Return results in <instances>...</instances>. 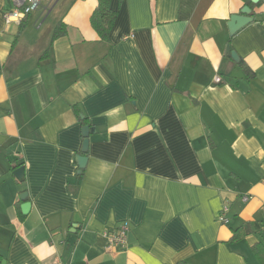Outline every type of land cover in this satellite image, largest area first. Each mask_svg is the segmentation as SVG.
<instances>
[{
  "label": "crops",
  "instance_id": "0c3cea01",
  "mask_svg": "<svg viewBox=\"0 0 264 264\" xmlns=\"http://www.w3.org/2000/svg\"><path fill=\"white\" fill-rule=\"evenodd\" d=\"M97 5L50 0L7 24L0 0V264H260L264 4L231 36L245 0H112L108 40ZM74 105L95 130L82 174ZM125 220L127 247L108 251Z\"/></svg>",
  "mask_w": 264,
  "mask_h": 264
},
{
  "label": "trees",
  "instance_id": "16d2710c",
  "mask_svg": "<svg viewBox=\"0 0 264 264\" xmlns=\"http://www.w3.org/2000/svg\"><path fill=\"white\" fill-rule=\"evenodd\" d=\"M122 1V0H119ZM245 2L254 9L255 7L262 6L264 4V0H259L254 3L251 0H245ZM118 15L117 9L112 7V0H98V5L91 16V24L93 28L97 31L99 36L103 40L109 39V34L113 28V25L116 21ZM26 21V20H25ZM22 24H24V22ZM66 26L63 23H59L54 31L53 40L57 39L66 34ZM242 67L245 68L246 71L250 72L249 67L244 63L243 60L239 61ZM74 109L78 114L79 119L81 120L82 125H88V120L86 118H82L81 110L78 105H74ZM90 126V125H89ZM91 129L93 127L90 126ZM246 235V231L242 229H236L234 231V235L232 237L233 241H237L243 238ZM253 250L260 264H264V243L259 242L253 246ZM177 264H187L185 261H180Z\"/></svg>",
  "mask_w": 264,
  "mask_h": 264
},
{
  "label": "built area",
  "instance_id": "2783aa9c",
  "mask_svg": "<svg viewBox=\"0 0 264 264\" xmlns=\"http://www.w3.org/2000/svg\"><path fill=\"white\" fill-rule=\"evenodd\" d=\"M45 0H10V7L3 11L4 21L9 23H21L29 15L43 7ZM220 80L219 77L216 78ZM252 195L242 196L243 202H248ZM229 206L225 205L219 214V220L223 223H229ZM130 222L122 221L117 227L105 229L103 234L106 240V249L112 251L115 248H126L128 245V236L130 232Z\"/></svg>",
  "mask_w": 264,
  "mask_h": 264
},
{
  "label": "water",
  "instance_id": "95a60500",
  "mask_svg": "<svg viewBox=\"0 0 264 264\" xmlns=\"http://www.w3.org/2000/svg\"><path fill=\"white\" fill-rule=\"evenodd\" d=\"M259 0H252V2L256 3ZM252 9L250 6L246 5L241 9V14H234L230 17V20L228 21V28L230 35H235L239 30H241L243 27L248 25L250 22L253 21V17L251 16ZM226 54L233 58L234 61L239 62L240 57L238 53L232 49L231 45L227 46ZM94 129H91L89 125H85L82 128V135L84 137L81 153H79L76 156V162L78 165V174H82L84 169L86 168L88 157L86 153L89 151V144H90V134L94 132ZM14 174L16 178L20 181H24L25 178V167L20 166L15 169ZM28 194L24 193L21 195V199L23 201L27 200ZM30 203L24 202L22 204V209L25 212V209L29 208Z\"/></svg>",
  "mask_w": 264,
  "mask_h": 264
},
{
  "label": "rangeland",
  "instance_id": "374dc122",
  "mask_svg": "<svg viewBox=\"0 0 264 264\" xmlns=\"http://www.w3.org/2000/svg\"><path fill=\"white\" fill-rule=\"evenodd\" d=\"M48 1H50V0H45L44 3L48 2ZM52 17H54V14H52V16L48 17L46 24H49V22L51 21Z\"/></svg>",
  "mask_w": 264,
  "mask_h": 264
}]
</instances>
